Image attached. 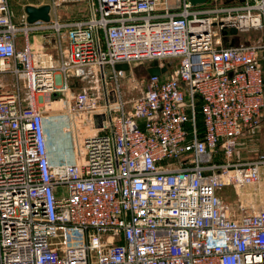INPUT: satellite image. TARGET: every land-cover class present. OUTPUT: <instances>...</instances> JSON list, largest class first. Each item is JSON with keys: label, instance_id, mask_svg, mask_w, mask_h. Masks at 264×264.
Instances as JSON below:
<instances>
[{"label": "built area", "instance_id": "built-area-1", "mask_svg": "<svg viewBox=\"0 0 264 264\" xmlns=\"http://www.w3.org/2000/svg\"><path fill=\"white\" fill-rule=\"evenodd\" d=\"M52 1L30 24L0 0V264H264V208L219 195L262 180L264 156L234 155L264 116V43L223 32L264 31V0H84L64 21ZM142 62L167 70L128 108L116 66Z\"/></svg>", "mask_w": 264, "mask_h": 264}, {"label": "rangeland", "instance_id": "rangeland-1", "mask_svg": "<svg viewBox=\"0 0 264 264\" xmlns=\"http://www.w3.org/2000/svg\"><path fill=\"white\" fill-rule=\"evenodd\" d=\"M56 2V14L61 20H72L79 19L88 16L89 8L88 4L84 0H54ZM229 0H223V2H228ZM52 0H9L12 14L14 15V22L19 23L20 16L24 13V7L27 5H48L51 4ZM214 31L219 32V27L214 26ZM253 34L245 33L238 41L236 46L244 45L248 43H264V31H260ZM217 37H222L218 33ZM228 37V36H227ZM35 39L39 43H45L48 46L50 52L57 57V51L53 48L56 41V36L52 32L42 33L35 35ZM224 46L228 47L230 43L226 40L223 41ZM179 60H171L168 62L169 70L172 71L177 67ZM154 64V62H142V63H132L129 65V70L125 72V75H120V86L122 90L123 97L128 103V108L131 106V101L134 100L140 91L136 88L137 84L133 82L135 78L137 81L146 79L148 74V69ZM107 74V84L108 88L114 87V80L110 79L112 75V69H106ZM166 77V76H165ZM164 77V78H165ZM79 86H87L85 82L79 83ZM77 92V89L72 91ZM60 96H57L58 99ZM104 103V101H101ZM264 156V116L261 117L258 125L249 128L239 137L237 141V148L234 155V161H247L257 159ZM217 163H224L225 160L222 155L218 156L216 159ZM221 199L226 202L237 215L240 212L241 204L248 207L250 212L259 211L264 208V174H262V180L258 185L244 188L240 193L236 191L234 187L224 188L219 193Z\"/></svg>", "mask_w": 264, "mask_h": 264}, {"label": "water", "instance_id": "water-1", "mask_svg": "<svg viewBox=\"0 0 264 264\" xmlns=\"http://www.w3.org/2000/svg\"><path fill=\"white\" fill-rule=\"evenodd\" d=\"M189 1L193 6H200V5L207 4L210 0H189ZM237 1L241 3L245 2V0H237ZM49 11H50L49 5H42L39 7L27 5L24 7V13L27 16V22L30 24L36 21L48 22L49 21ZM238 34H239V31L233 28L230 31H224L223 37H227L229 35L237 36ZM231 46H234V44L232 43ZM116 70L126 72L129 70V65L127 64L117 65ZM166 70H167L166 68L161 70L158 67V63H154L153 66H151L148 69V74L150 76H160L163 72H166Z\"/></svg>", "mask_w": 264, "mask_h": 264}, {"label": "crops", "instance_id": "crops-1", "mask_svg": "<svg viewBox=\"0 0 264 264\" xmlns=\"http://www.w3.org/2000/svg\"><path fill=\"white\" fill-rule=\"evenodd\" d=\"M233 1H234V0H229V1L226 2V3H231V2H233ZM32 6H37V5H32ZM251 32H253V34H255V33L260 34V33H259L260 31H255V30L250 31V32H248V33H251ZM243 34H245V33H239L237 36H230V35H229L228 37H225V38H224V41L226 40L228 43H230L229 46H231L232 43L235 45L236 42L238 41V39H239ZM248 44H254V43H248ZM262 173L264 174V168L262 169Z\"/></svg>", "mask_w": 264, "mask_h": 264}, {"label": "trees", "instance_id": "trees-1", "mask_svg": "<svg viewBox=\"0 0 264 264\" xmlns=\"http://www.w3.org/2000/svg\"><path fill=\"white\" fill-rule=\"evenodd\" d=\"M239 1H237V0H234L233 2H231V3H238ZM198 125H199V127H200V129H202V127H203V123H202V117L199 115L198 116Z\"/></svg>", "mask_w": 264, "mask_h": 264}]
</instances>
